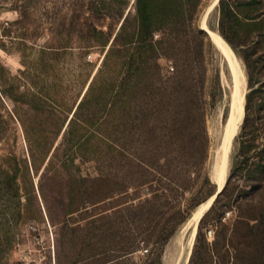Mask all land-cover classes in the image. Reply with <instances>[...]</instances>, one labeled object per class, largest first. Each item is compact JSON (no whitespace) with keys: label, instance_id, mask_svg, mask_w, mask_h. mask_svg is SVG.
Instances as JSON below:
<instances>
[{"label":"rangeland","instance_id":"rangeland-1","mask_svg":"<svg viewBox=\"0 0 264 264\" xmlns=\"http://www.w3.org/2000/svg\"><path fill=\"white\" fill-rule=\"evenodd\" d=\"M155 1H128L124 61L128 67L134 60L143 66L145 56H139L136 47L151 44L158 75L172 76L176 68L186 82L194 79L206 134L199 167L185 176L181 189L167 193L162 215L152 223L151 240L143 242L142 227L116 223L112 229L111 218L124 203L136 205L150 197L148 188L64 217L55 183L42 181L50 156L37 150L46 143H60L63 132L56 140L58 129L72 118L112 42L84 48L67 20L64 24L70 5L86 6L89 0H0V264H98L93 259L97 254H103L101 263L190 264L195 248L197 259L213 246L221 224L232 227L238 214L236 200L250 191L256 166L264 165V0H225L222 5L218 1L212 9L213 0H183L181 5L165 0L164 12ZM147 5L151 24L141 42L134 33L139 31L138 11L143 14ZM175 10L177 22L161 30V15ZM109 24L107 19L104 32H110ZM111 26L116 32L120 27L118 22ZM211 30L230 48L246 78L242 113L230 131L229 145L236 72L214 46ZM163 40L170 41L171 52L164 50ZM108 118L107 111L101 112L99 122ZM33 153L38 155L35 164ZM223 156L227 188L200 220L191 246L185 226L212 197L194 205L203 197L204 179L210 177L218 188L217 165ZM128 157L134 160L131 154ZM80 167L76 177L97 175L93 162ZM100 216L105 219H94ZM119 237L135 244L132 254L120 251Z\"/></svg>","mask_w":264,"mask_h":264},{"label":"trees","instance_id":"trees-1","mask_svg":"<svg viewBox=\"0 0 264 264\" xmlns=\"http://www.w3.org/2000/svg\"><path fill=\"white\" fill-rule=\"evenodd\" d=\"M128 1L89 0L86 6L70 5V16L64 24L67 20L70 30L76 31L79 40L85 43L84 48L107 46L110 40L112 42L87 93L71 114L72 118L58 129L56 140L63 132L60 143L57 146L53 142L50 146L46 143L37 151L39 155L50 156L42 181L48 178L55 183L64 217L76 211L88 212L89 207L118 200L130 191L137 195L142 188L151 190L150 197L136 205L124 203L111 218L112 229L116 223L138 224L143 228L142 241L149 242L154 230L152 223L162 215V200L167 193L181 189L185 176L199 167L206 132L194 79L186 82L176 68L172 76L158 75L157 62L152 64L155 56H152L151 44L136 47L137 54L145 56L143 66H137L134 60L128 67L124 61L128 22V16H124ZM182 1L176 2L181 5ZM224 1L220 0L219 4ZM155 2L163 12L167 11L165 0ZM146 8L143 14L138 11L139 31L134 33L141 42L151 24L147 16L151 11L148 5ZM171 12L170 16L169 12L161 15V30L166 31L177 22V10ZM107 19L111 20V25L118 22L117 32L110 24V32L103 31ZM219 33L227 40L221 28ZM162 44L166 52L173 49L169 40H163ZM60 111L64 113L66 108ZM105 111L109 120L103 124L99 120L101 112ZM129 154L134 160H129ZM36 158L38 155L33 153L34 164ZM92 162L96 176L76 177L80 164ZM251 178L250 191L235 202L238 214L232 227L221 224V233L217 234L213 246L197 259L199 254L195 248L190 264H261L264 255V165H257ZM226 188L227 185L213 206ZM200 191L203 197L194 205L215 195L217 186L206 177ZM119 240L120 251L124 255L132 254L135 244L124 242L121 237ZM99 255L93 257L98 264L115 263H101L105 259H102L103 254Z\"/></svg>","mask_w":264,"mask_h":264},{"label":"bare ground","instance_id":"bare-ground-1","mask_svg":"<svg viewBox=\"0 0 264 264\" xmlns=\"http://www.w3.org/2000/svg\"><path fill=\"white\" fill-rule=\"evenodd\" d=\"M213 1L214 2L211 5L210 9H212V7L220 0H213ZM209 34H210V37L212 39L214 46L224 55L230 67L236 72V82H235L234 91H233L232 113L228 120L229 122L228 131L230 133V131H233L234 127H236L238 120L242 113V106H243V101L245 97L246 78H245L244 72L242 71V68H240V65L234 61V56L231 53L230 48L223 42L218 32L211 30ZM230 134H229L230 135L229 138L226 141V145H229L232 139V133ZM221 159L223 160V162H221ZM226 160H227V156L221 157L220 162L217 165L216 183L218 185V188H217L218 191H221L225 187V184L227 182V168L225 169V166L223 167V164L224 162H226ZM214 201H215V195H213L206 203L198 207L196 211L194 212L192 218L187 222L185 226V230L189 232L190 234L189 243L191 246L193 245L194 240L196 238L198 224L200 220L203 218L205 213L211 208Z\"/></svg>","mask_w":264,"mask_h":264},{"label":"water","instance_id":"water-1","mask_svg":"<svg viewBox=\"0 0 264 264\" xmlns=\"http://www.w3.org/2000/svg\"><path fill=\"white\" fill-rule=\"evenodd\" d=\"M220 2V1H219ZM225 188V187H224ZM224 188L221 190V191H216V194H215V200L218 198V196L222 193V191L224 190ZM215 202V201H214Z\"/></svg>","mask_w":264,"mask_h":264},{"label":"built area","instance_id":"built-area-1","mask_svg":"<svg viewBox=\"0 0 264 264\" xmlns=\"http://www.w3.org/2000/svg\"><path fill=\"white\" fill-rule=\"evenodd\" d=\"M89 58H90V56H89ZM147 252V251H146Z\"/></svg>","mask_w":264,"mask_h":264}]
</instances>
